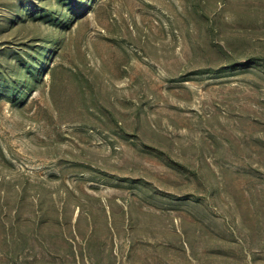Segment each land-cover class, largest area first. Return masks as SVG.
<instances>
[{
	"label": "rangeland",
	"instance_id": "374dc122",
	"mask_svg": "<svg viewBox=\"0 0 264 264\" xmlns=\"http://www.w3.org/2000/svg\"><path fill=\"white\" fill-rule=\"evenodd\" d=\"M0 264H264V0H0Z\"/></svg>",
	"mask_w": 264,
	"mask_h": 264
},
{
	"label": "trees",
	"instance_id": "16d2710c",
	"mask_svg": "<svg viewBox=\"0 0 264 264\" xmlns=\"http://www.w3.org/2000/svg\"><path fill=\"white\" fill-rule=\"evenodd\" d=\"M26 63V62H25ZM24 63V65H23V67H25L26 68V72L31 76V78H33L34 76H36L37 75V73H36V71H35V69H37V67H29L28 66V64H25ZM54 70H55V67H53L52 69H51V73L53 74V72H54ZM36 80H38V79H36ZM9 85H6V88L9 90V88H14V89H18V87H17V85H16V82H14V83H8ZM20 85H22V86H27V83L26 82H24L23 81V83H20ZM6 89V90H7ZM7 96H9L8 94H7Z\"/></svg>",
	"mask_w": 264,
	"mask_h": 264
}]
</instances>
